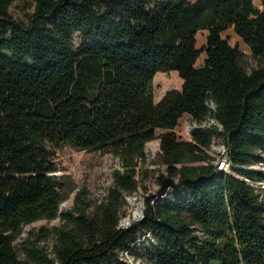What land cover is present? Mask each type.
I'll use <instances>...</instances> for the list:
<instances>
[{"label":"trees","instance_id":"1","mask_svg":"<svg viewBox=\"0 0 264 264\" xmlns=\"http://www.w3.org/2000/svg\"><path fill=\"white\" fill-rule=\"evenodd\" d=\"M15 1L0 0V264H120L142 237L154 242L139 254L148 264H264V169L252 167L264 165V9L254 0H33L20 21ZM230 28L258 68L246 70L223 37ZM170 71L183 86L156 102L153 79ZM186 114L198 124L189 141L176 132ZM156 139L169 177L199 180L175 189L181 196L149 194L143 217L121 226ZM215 139L229 170H217ZM61 145L121 160L104 200L83 189L61 209L73 191L58 174ZM42 219L60 224L41 227L20 253L15 241Z\"/></svg>","mask_w":264,"mask_h":264},{"label":"rangeland","instance_id":"2","mask_svg":"<svg viewBox=\"0 0 264 264\" xmlns=\"http://www.w3.org/2000/svg\"><path fill=\"white\" fill-rule=\"evenodd\" d=\"M254 2L261 9H264L261 0H254ZM10 11L15 19L28 21L31 14L34 12L33 0H16ZM207 35V30H201L197 34L198 48H202L206 44ZM223 37L232 45L237 46L245 54L243 65L247 71L251 72L260 66V60L252 55L250 47L235 33L233 28L226 30L223 33ZM79 42L80 38L77 33L75 36L76 45H78ZM205 58L206 53L203 52L200 55L196 66H203ZM183 82V79L179 76L177 71L157 73L152 83L155 101L159 102L168 90L181 89ZM194 123L195 122L190 115L186 114L181 118L180 123L176 128V132L181 140L189 141L192 139V134L189 133V127ZM159 152L160 140L156 139L147 144L148 161L146 167L148 168V177L142 182L138 193L127 195V203L124 207L121 226H127L134 219L140 218V216L134 218V211L142 210V206L145 205L146 196L149 194H157L161 190L163 184L161 183L162 176L165 178L170 176L167 167L159 158ZM56 154L60 168L58 174L64 176L65 180L70 182V185L73 187V191L61 205L62 210L72 208L76 194L83 189L88 192L92 201L100 202L104 200L114 183V174L117 170L122 169L121 160L110 152L101 150H80L70 145H61L56 148ZM252 167L263 169L264 165L255 164ZM176 180H178V178H176ZM258 187L264 190V185H259ZM169 192L170 194L168 197L171 198L172 196H181L185 191L176 192L175 189H170ZM59 224V219H42L27 225L23 234L15 241L16 247L20 250V253H22L23 246H31V244H28L27 242L28 237H31L32 240H36L39 237V229L41 227L52 229ZM196 234L200 237L207 236V232L202 227L196 228ZM48 244H51V240H43L40 243V246L42 247ZM153 244V239L150 237L146 240L144 237L139 239V254H143V252H145L147 248L152 247ZM139 254H122L120 264H148L147 259L139 257Z\"/></svg>","mask_w":264,"mask_h":264},{"label":"built area","instance_id":"3","mask_svg":"<svg viewBox=\"0 0 264 264\" xmlns=\"http://www.w3.org/2000/svg\"><path fill=\"white\" fill-rule=\"evenodd\" d=\"M206 124L202 125L205 126ZM198 127V124L195 122L192 126L189 127V133L191 134L192 130ZM212 155L216 158L215 164L219 163L217 170H229L230 161L227 145L221 139H215L212 144ZM264 169V168H263ZM264 185V183H262Z\"/></svg>","mask_w":264,"mask_h":264},{"label":"water","instance_id":"4","mask_svg":"<svg viewBox=\"0 0 264 264\" xmlns=\"http://www.w3.org/2000/svg\"><path fill=\"white\" fill-rule=\"evenodd\" d=\"M216 167L217 168L219 167V163L216 165ZM198 180L199 179H196V180H184L182 182H179V181H177L176 179H174L172 177H166L164 179V181H163L161 190L157 194H158V196H163L168 191V189H170V188L179 189L183 184H185L187 182L194 183V182H197ZM144 207H145V205L142 206V210H141L142 214H141L140 218H142L143 215H144ZM136 220H138V219H134L133 221H136ZM131 223H129L128 225H130Z\"/></svg>","mask_w":264,"mask_h":264},{"label":"bare ground","instance_id":"5","mask_svg":"<svg viewBox=\"0 0 264 264\" xmlns=\"http://www.w3.org/2000/svg\"><path fill=\"white\" fill-rule=\"evenodd\" d=\"M140 214H142L141 210H135L133 216L134 218H138L139 216H141Z\"/></svg>","mask_w":264,"mask_h":264}]
</instances>
